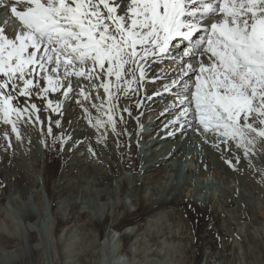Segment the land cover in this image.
Instances as JSON below:
<instances>
[{"label": "snow or ice", "instance_id": "6c2138e0", "mask_svg": "<svg viewBox=\"0 0 264 264\" xmlns=\"http://www.w3.org/2000/svg\"><path fill=\"white\" fill-rule=\"evenodd\" d=\"M0 9V121L17 139L22 117L40 120L36 104L12 103L30 97L33 87L38 98L61 89L67 97L75 78L84 99H91L85 87L103 88L111 113L112 89L127 94L137 74L144 78L149 58H164L178 43L181 75L173 86L186 90L184 114L192 112L205 132L236 141L246 154L256 137L264 138V0H0ZM10 20L18 22L13 38L5 34ZM47 106L60 109L51 100ZM107 120L114 129L113 115Z\"/></svg>", "mask_w": 264, "mask_h": 264}, {"label": "bare ground", "instance_id": "6f19581e", "mask_svg": "<svg viewBox=\"0 0 264 264\" xmlns=\"http://www.w3.org/2000/svg\"><path fill=\"white\" fill-rule=\"evenodd\" d=\"M21 7H23V5H21ZM5 34L11 38L9 32ZM198 35H202V33ZM183 44L187 45L184 51H187V48L191 47L189 43ZM175 54L179 57L178 60H174L171 54L166 55L162 59L160 57L149 58L148 62L144 65V78L141 80L137 74V81L131 85L127 94L124 93L123 88L119 92H116L113 88L112 91L115 92L113 104L115 107L112 109L111 113L108 112L107 94L106 99L101 96V98H99L96 95L97 93L95 94V92H104L103 88L93 90L90 87H85V91L91 93V99H84L78 94V89L75 86V78H72L74 81L73 91L69 93L67 97L62 95L63 89L60 93L49 92L46 97L38 98L36 95L38 89L33 87L31 89L32 95L29 100L30 103L33 101L36 105L37 103L38 105L40 104V108L38 107L40 112H38V114H40L41 124L44 128H41V130H44L43 135H45V143L40 140L41 153L38 151L39 155H34L33 141L26 139V132H23L21 126L17 125L20 137L25 140L22 146L28 150L32 159L31 163H29L28 161L30 159L25 160V156L20 158L19 155L12 152V150L6 154L5 160L1 164L2 168L0 169V188H6L5 190L3 189V191L6 192L5 196H11L12 198L14 193H19L25 197V202L31 204V201L35 200L40 206L43 205L44 209L47 211L48 208H45L47 203L46 190L50 189L51 199L53 201L61 199L58 201L61 206L60 208L66 207L70 209L66 212L67 215L65 214L60 218L63 230L66 229L73 220L79 219L83 215L90 217L93 221L90 225L94 228L96 224L99 226L102 225L105 218H110V225L114 226L112 228H117L119 225L114 222L119 221V218H121V215L118 216L119 213L118 215H113L110 211L106 210V206L104 207L103 205L99 209L93 211L94 213L87 211L86 208L88 206L84 208L85 210L80 208V205L83 204L81 203L82 195L89 194L88 186H102L103 188L99 190L98 194L102 199L109 200L113 197L115 192L117 193L116 181L113 179V175H121L123 169H125L132 172L136 182L135 188L141 192L145 187L148 188V186L154 185L153 195L157 197L162 190L159 189L157 183L160 186L163 185L164 180H166L165 176H167L166 173L168 169L172 172L176 166H182L186 154L190 152L194 154L195 150L204 154L203 158L206 156V161L213 165V173L218 175L216 168L219 167V172L225 174L227 180L238 181L240 186L245 188L247 192V180L248 184L251 185L250 182H252L256 174L255 168H259L260 164H257L250 157H247L245 148L238 147L236 141L228 140L227 143H224L222 142L225 139L224 137L211 131L205 132L192 112L184 114L183 109L185 104L180 103V98L186 94V90L173 86V81L178 75H181L179 67L181 54L179 51H176ZM182 59L187 61L190 60L191 57L183 56ZM3 79L4 77L0 75V80ZM102 79L104 78L102 77ZM112 79L114 80V77ZM183 80H188V77H183ZM81 81L80 84L82 87L88 85V81ZM21 83L22 82L17 81L18 85ZM93 83L98 82L93 81ZM39 84L41 88L47 87V83L44 79H39ZM124 87H127V85ZM8 90L11 91V85H9ZM18 91L19 88H17L15 92H12V95L16 96ZM57 94L61 95L55 99L54 96ZM38 99L42 100L43 104H41ZM48 100L54 102V107L59 103V111H53L49 108L47 106ZM18 105H20V103ZM93 105H95V107ZM101 105H103V107H101ZM73 109L74 112H72ZM85 109H87V111H85ZM149 113H155L153 120L147 117ZM108 114L113 115L115 122L114 129L113 125L107 120ZM98 120L103 121L102 126L97 124ZM151 123H153L152 127ZM9 126L10 128H8ZM51 126L54 127L53 130ZM256 127L260 128L261 125L257 123ZM49 128H51V133L48 132ZM148 128L150 136L144 137L143 131L148 130ZM37 130L36 127L35 132ZM14 134L16 135V133L12 131L10 124H4L0 121L1 144L3 143L2 141H4L9 147L13 146L12 140H14V138L12 139V136ZM34 135H36V133H34ZM41 135H39L38 138ZM30 136L33 135L30 134ZM16 137L17 136H15V138ZM53 140L62 143L63 147L62 150L60 149L58 166H60L64 172L58 176L59 179L57 178L56 181L51 183V181L48 180V170L54 162V160L52 162L53 150L51 149V147L55 145L52 146ZM19 142L22 141L19 139ZM135 142L138 144L137 151L134 149L137 152V158L132 156L133 154H131L130 147ZM13 143L15 142L13 141ZM157 144L159 146L156 150L154 149V145ZM134 145L133 147H135ZM7 148L6 146V150ZM20 151H22V149ZM81 152L83 154H81ZM93 153L98 154L100 158L94 157ZM43 166L46 172L47 183L42 184L39 182L41 179L39 181L34 179L36 176H33L32 168L37 169L39 173H41ZM261 166L263 168V165ZM259 169H261V167ZM260 171L262 172L263 170L261 169L259 172ZM126 176L128 177V175ZM169 179L170 177H168L167 181H169ZM238 183L236 185H238ZM118 184L122 190L119 195H122L124 198V196L127 197L128 192H130L131 194H129L133 202L138 203L137 205H139V209L142 210L144 215H157L164 212L174 213L175 215L179 212L181 213L180 215H210L212 222L220 233H225L224 230H229L231 228L227 225V222L223 221V216L228 212L229 208L231 209L233 207L234 211L247 216V194L244 192L245 190H242V193L246 194L243 196L245 204L243 207L237 206L236 201L231 200L230 202L225 201V205H222L223 202L220 203V201L217 203V206H214V203H212L204 208L201 206L202 203L199 205L197 202L198 200L196 201V196L194 197L195 194L191 195L193 199L183 196L182 194L184 191L182 188H180L176 194H173V191L176 189L175 187L169 191L172 196L171 199L167 196V198H163V201H159V198H157V200L152 195V201H150V204L148 203L147 206V203L145 204L143 202L144 200L142 201L136 198L139 193L137 195L135 194L137 191L134 190L135 188L132 189V186L130 187L131 189L128 188L129 183L127 179H123V181L118 182ZM162 191H164V189ZM2 194L4 196V193ZM49 202L51 204L50 200ZM123 203L121 204L122 208L120 210L122 213H124L127 208ZM29 209L27 219L30 221L29 224H26L25 228L28 227V230L33 232L34 229H38L45 220V214L41 209L40 212H34L31 208ZM20 217L22 218L21 214ZM220 223H222V225H220ZM127 233L128 232L125 231L120 237L126 242V246L129 247L130 244L134 245V243ZM24 237L23 243L26 246L28 242L27 230L24 233ZM200 242L203 246H212V244H214V246L217 245L213 239L207 237ZM125 251L130 252V249H125ZM19 253L22 254V252ZM131 253L133 254L134 250H132ZM19 255L18 253L0 252V263H10L12 258L23 256V254L22 256ZM72 256L73 255L70 253L69 258H72ZM75 261L76 260L71 261V264Z\"/></svg>", "mask_w": 264, "mask_h": 264}, {"label": "rangeland", "instance_id": "374dc122", "mask_svg": "<svg viewBox=\"0 0 264 264\" xmlns=\"http://www.w3.org/2000/svg\"><path fill=\"white\" fill-rule=\"evenodd\" d=\"M9 23L5 25V33L9 32L11 38H13L16 32L13 31L12 28L10 29ZM14 23L15 24L12 22V25L18 27V23ZM6 26H8L7 28L9 29H6ZM65 84H67V81H65ZM61 91H63V89L57 92L60 93ZM95 94L99 98L102 97L106 99L105 92H95ZM60 95L57 94L54 98L57 99ZM30 98L31 97L19 96L16 100L14 99L12 103H15L14 106L24 108L34 103L33 101L30 103ZM38 101L43 104L42 100L38 99ZM19 103L20 105H18ZM39 105L37 108H40ZM29 111H32L30 107ZM72 112H74V109ZM38 115L40 117V114ZM147 117L153 120L155 113H149ZM13 119H15V117H13ZM18 125L21 126L23 132H26L25 136L28 137L30 134L33 135L25 138L33 141V153L34 155H39V152L41 153L40 140L45 143V135H43L44 130H41V128L44 129L41 120L37 121L35 117L32 116L29 121L28 117L24 116L18 121ZM36 127L38 130L35 132ZM8 128H10V126ZM51 128L52 130L54 129L52 126ZM33 132L36 133V135H34ZM14 135L12 136V139L14 138V140H12L13 146L9 147L4 141H2V144L0 142V169L2 168L1 164L5 160L6 154L10 150L19 155L20 158L25 156V160L30 159L28 162L31 163L32 156H30L28 150L22 146L25 140L20 137L19 139L22 142H19V139H16L17 137L15 138L17 135ZM39 135H41V138H38ZM13 141L15 143H13ZM55 141L56 140H53L52 146L55 145L51 147L53 150L52 162L53 160L54 162L48 170L49 177L47 176L51 183L56 181L57 178L59 179L58 176L64 172V170L58 166V158L63 146L59 141H56L57 143ZM254 142L253 145L247 146V157H250L257 164H260L263 171L259 172V170H261L259 169L260 167L255 168L256 177L254 175L252 182H250L251 185L248 184L247 180V192L245 188L240 186L238 181L227 180L226 175L219 172V167L216 168L218 175L213 173V165L208 163L206 161V156V159L203 158L204 154L197 152V150H195L194 154L193 152L186 154L182 166H176L172 172L168 169L166 173L167 176H165L166 180H164L163 185L160 186L157 183L159 189H164V191H160L157 197L153 195L154 185H150L148 188L145 187L141 192L135 188L136 182L132 172L125 169H123L121 175H113V179L116 181L117 193L115 192L113 197L109 200L102 199L98 194L99 190L103 188L102 186H88L89 194L82 195L81 203L83 204L80 205V208L85 210L84 208L88 206L86 208L87 211L94 213L93 211L99 209L103 205L104 207L106 206V210L110 211L111 214L118 215L119 213L118 216L121 215V218H119V221L114 222L119 225L117 228H112L114 226L110 225V218H105L102 225L99 226L96 224L94 228L90 225V223L93 222L90 217L83 215L79 219L73 220L69 226L63 230L60 218L70 209L66 207L60 208L61 206L58 201L61 199L53 201L51 199L50 189L46 190L47 203L45 208H48L46 211L44 206H40L37 201H31V204L25 202V197L19 193H14L12 198L11 196H5L6 192L3 191V189L5 190L6 188H0V252L18 253L20 254L19 256L23 254L22 257L16 256L12 258L10 263L2 262V264H71L73 260H76L73 264H264V138L256 137ZM133 145L135 147H133ZM133 145L130 146L131 154L137 158L136 151L138 144L135 142ZM6 146L9 148H7L8 151L6 150ZM158 146V144L154 145V149L157 150ZM21 149L23 152L20 151ZM81 154L83 153L81 152ZM98 156V154H94V157L100 158V156ZM261 165H263V168ZM32 170L33 176H36L34 177L35 180L39 181L41 179L39 181L40 183H47L44 166L41 173H39L37 169L32 168ZM126 175H128V177ZM168 177H170L169 181H167ZM123 179H127L129 183L128 188L132 186V189L135 188L134 190H137L135 194L137 195L139 193V196L137 195L136 198L142 201L144 200L143 202L145 204L147 203V206L148 203L152 201L151 199L153 196L155 199L159 198V201H163V198H167V196L171 199L172 196L169 191L173 187L176 188L173 194H176L180 188L184 191L182 194L183 196L192 198L191 195L195 194L194 197L196 196V201L198 200L197 202L199 205L202 203L201 206L204 208L212 203H214V206H217V203L220 201V203L223 202L222 205H225V201L230 202L231 200H235L237 206L243 207L245 205L243 196L247 194V216L234 211L233 207L231 208L233 212L230 211L231 209L229 208L228 212L223 216V221L227 222V225L231 228L229 230H224L225 233H220L212 222L210 215H180V212L176 215L169 212L150 216L144 215L142 210L139 209L138 203L133 202L130 192H128V196H124V198L122 195H119L122 190L118 186V182H122ZM237 183L238 185H236ZM242 190H245L244 192L246 194L242 193ZM2 193H4V196ZM48 199L51 201V204ZM122 203L127 207L124 213L120 212ZM29 208L34 212H40L41 209L45 214V220L41 223L40 227H38V229L35 228L33 232H30L28 227L25 228L26 224H29L30 221L27 219ZM20 214L23 219L20 217ZM220 225H222V223H220ZM26 230L28 242L25 246L23 238H25L24 233ZM125 231L128 232L127 235L132 239L134 245L130 244L129 247H127L126 242L120 237ZM206 237L213 239L217 245L214 246V244H212V246H203L200 241H203ZM128 248L130 252L125 251V249ZM132 250H134L133 254L131 253ZM19 252H22V254ZM70 253L74 257L72 256V258H69Z\"/></svg>", "mask_w": 264, "mask_h": 264}]
</instances>
